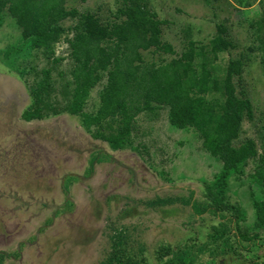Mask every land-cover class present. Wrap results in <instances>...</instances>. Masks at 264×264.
Here are the masks:
<instances>
[{"label":"rangeland","instance_id":"obj_1","mask_svg":"<svg viewBox=\"0 0 264 264\" xmlns=\"http://www.w3.org/2000/svg\"><path fill=\"white\" fill-rule=\"evenodd\" d=\"M136 1L157 25L159 40L131 43L119 54L122 68L138 65L145 79L192 45L209 52L219 26L232 47L210 54L208 68L223 75L231 59L242 60L234 82L251 114L245 113L234 146L253 141L256 153L218 195L241 208V218L233 228L181 201L195 195L212 202L207 186L223 162L194 126L173 123L169 104L152 102L126 134L124 116H104L114 63L76 97L71 41L77 26L90 15L112 27L128 18L121 9L131 1L66 0L64 7L77 15L60 21L58 39L47 46L33 33L32 13L22 15L27 0H13L0 11V264H108L112 236L120 231L129 255L148 264L170 261L166 247L195 251L203 244L195 264H264V227L256 216L264 187L255 176L264 166V51L257 29L264 0Z\"/></svg>","mask_w":264,"mask_h":264},{"label":"trees","instance_id":"obj_2","mask_svg":"<svg viewBox=\"0 0 264 264\" xmlns=\"http://www.w3.org/2000/svg\"><path fill=\"white\" fill-rule=\"evenodd\" d=\"M65 1L27 0L25 8L20 6L24 9L22 15L32 13L35 26L32 30L43 40L40 44L50 46L62 31L60 21L77 15L76 10L68 11L64 7ZM129 1L132 5L125 10L121 9V13L128 18L112 27L103 25L98 18L90 15L85 16L77 26V32L71 41L77 59V66L73 71L75 95L79 99L84 96L86 90L94 86L100 77L99 70H105L114 63L116 69L111 74L103 94V110L106 111L104 116L107 113L111 116L116 113L124 116L125 134L131 131V122L136 114L150 109L152 102L169 104L173 123L178 126H194L202 135L204 145L211 154L223 162L220 176L214 184L207 186L213 196L212 202H200L195 195L189 199L181 198V201L189 204L196 214L213 213L233 227L243 212L238 206L225 201L224 196L220 198L218 195L225 194L224 186L229 176L256 153L253 141L239 147L234 146L235 139L240 135L245 113L251 114L249 101L237 95L234 82L235 75L241 72L242 60L231 59L223 75L214 74L208 68L210 54L218 56L219 52L232 47L219 26L218 35L211 40L209 52L204 48L198 50L192 45L171 64L150 70L145 79L135 71L138 65L122 68L119 66V54L123 50L124 54L127 53L131 43H137L139 38L146 44L157 43L159 40L157 25L144 14L141 15V6L137 5L136 0ZM8 3L12 4L13 0H0V11ZM257 29L264 51V11ZM148 32H151L150 36L146 35ZM124 44L126 47L120 50ZM197 57L201 60L196 61ZM127 64L131 63L128 61ZM215 92L218 93V98L214 97ZM25 118L31 119L33 114L26 111ZM255 176L264 187V166L260 167ZM171 200L172 198H166L163 201ZM225 211H231L232 215L224 214ZM256 216L259 226L264 227V202L257 203ZM224 242L228 243L229 240L225 237ZM189 247H175L171 250L166 247L164 255H172V258L163 264H195L198 254L207 249L204 244L202 247L196 246L198 248L195 251ZM128 251V236L125 231H120L119 235L112 236L108 264H148L144 259H135Z\"/></svg>","mask_w":264,"mask_h":264}]
</instances>
